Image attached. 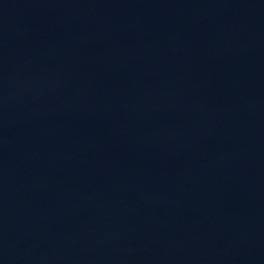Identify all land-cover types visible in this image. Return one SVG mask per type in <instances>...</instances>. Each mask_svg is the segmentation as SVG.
<instances>
[{"label": "water", "instance_id": "water-1", "mask_svg": "<svg viewBox=\"0 0 264 264\" xmlns=\"http://www.w3.org/2000/svg\"><path fill=\"white\" fill-rule=\"evenodd\" d=\"M0 264H264V0H0Z\"/></svg>", "mask_w": 264, "mask_h": 264}]
</instances>
